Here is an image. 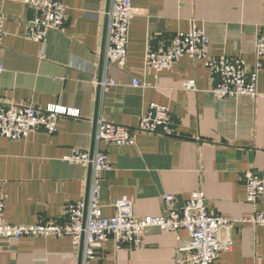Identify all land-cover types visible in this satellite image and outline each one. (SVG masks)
<instances>
[{"label": "crops", "instance_id": "crops-1", "mask_svg": "<svg viewBox=\"0 0 264 264\" xmlns=\"http://www.w3.org/2000/svg\"><path fill=\"white\" fill-rule=\"evenodd\" d=\"M22 1L0 0L5 34L0 104L61 106L80 117H60L51 135L40 131L23 141L0 136V198L7 223H61L69 204L86 200L90 172L64 161L73 149L109 158L112 170L101 185L105 217L113 215L111 203L123 197L133 201L137 217L160 216L164 196H174L181 208L190 192L203 194L210 214L242 220L264 212V199L245 202L244 183L247 172L264 176V99L215 100V80L200 61L184 57L159 73L144 62L157 41L195 26L208 36L212 57L241 58L254 69V44L257 35L264 36V0H132L123 69L104 61L110 0H60L67 7L65 24L47 35L43 49L26 38L34 12ZM133 80L141 87H133ZM186 81H193L194 92L184 90ZM263 91L260 73L258 92ZM151 104L169 109L174 137L136 131ZM99 121L127 128L135 144L96 142ZM220 240L231 246L214 264H264V227L238 221ZM186 241L183 230L149 229L140 248L117 250L109 240L95 262L175 264L177 248ZM0 264H81V259L67 236L22 238L0 244Z\"/></svg>", "mask_w": 264, "mask_h": 264}, {"label": "built area", "instance_id": "built-area-1", "mask_svg": "<svg viewBox=\"0 0 264 264\" xmlns=\"http://www.w3.org/2000/svg\"><path fill=\"white\" fill-rule=\"evenodd\" d=\"M33 12L32 28L26 38L46 46L47 35L59 31L65 24L67 7L60 0H23ZM104 16L107 19L104 61L106 66L123 69L127 60L129 28L134 12L132 0H110ZM4 19L0 16V75L4 72L1 44L4 38ZM256 64L254 69L237 57H212L210 40L204 30L192 26L185 33H177L170 40H159L155 47H149L145 54V67L156 73L167 71L180 59L187 57L200 61L215 80L211 94L215 100L249 97L263 98L264 91L258 92L259 74L264 80V36L257 35L254 44ZM45 60L43 52L40 57ZM110 86L113 83H108ZM98 87L106 83L93 81ZM133 87L141 84L133 80ZM184 90L194 92L193 81L182 84ZM60 117L79 118V112L61 106H47L44 109L22 107L15 104H0V136L10 141H23L30 134L42 131L53 134ZM95 140L107 146H132L135 135L127 128L99 121L96 125ZM137 132L175 136V123L167 107L151 104L148 111L139 119ZM64 161L89 170V186L86 200L69 204L64 213V221H48L37 225H12L4 219V202L0 198V244L18 242L22 238H61L71 239L73 247L80 251L81 264H99L98 252L106 242H114L119 249H138L143 245V234L149 229L163 233L183 230L187 233L185 245L177 248L175 264H214L221 251L229 249V240L222 242L220 236L238 221L254 227H264V212H253L250 218L236 220L210 214L205 197L201 192H190L179 208L176 198L164 196L163 214L139 218L134 212V203L127 197L111 203L113 215L105 217L101 206L103 176L112 170L108 156L97 151L94 154L76 149ZM246 188L245 202L253 205L264 199V176L253 172L244 175Z\"/></svg>", "mask_w": 264, "mask_h": 264}, {"label": "water", "instance_id": "water-1", "mask_svg": "<svg viewBox=\"0 0 264 264\" xmlns=\"http://www.w3.org/2000/svg\"><path fill=\"white\" fill-rule=\"evenodd\" d=\"M102 55H103V53H102ZM103 58V57H102ZM89 171V170H88ZM181 207H183V204H182V206Z\"/></svg>", "mask_w": 264, "mask_h": 264}]
</instances>
